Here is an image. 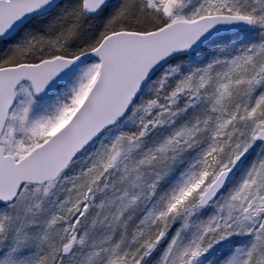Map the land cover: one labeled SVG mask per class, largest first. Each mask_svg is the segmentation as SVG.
Returning <instances> with one entry per match:
<instances>
[{
	"label": "snow or ice",
	"instance_id": "snow-or-ice-1",
	"mask_svg": "<svg viewBox=\"0 0 264 264\" xmlns=\"http://www.w3.org/2000/svg\"><path fill=\"white\" fill-rule=\"evenodd\" d=\"M0 264H264V0H0Z\"/></svg>",
	"mask_w": 264,
	"mask_h": 264
}]
</instances>
